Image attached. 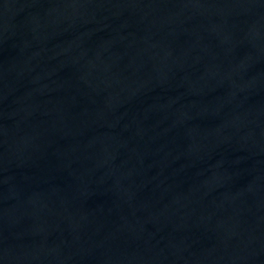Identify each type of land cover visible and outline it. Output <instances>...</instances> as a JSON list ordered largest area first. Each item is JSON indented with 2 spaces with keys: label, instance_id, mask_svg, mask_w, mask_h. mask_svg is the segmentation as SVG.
<instances>
[{
  "label": "water",
  "instance_id": "95a60500",
  "mask_svg": "<svg viewBox=\"0 0 264 264\" xmlns=\"http://www.w3.org/2000/svg\"><path fill=\"white\" fill-rule=\"evenodd\" d=\"M0 264H264V0H0Z\"/></svg>",
  "mask_w": 264,
  "mask_h": 264
}]
</instances>
